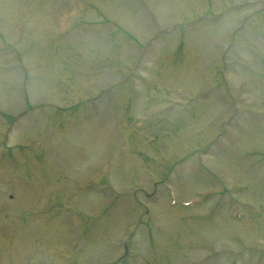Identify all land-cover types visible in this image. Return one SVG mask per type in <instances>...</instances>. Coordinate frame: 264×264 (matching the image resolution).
Returning <instances> with one entry per match:
<instances>
[{
  "label": "rangeland",
  "instance_id": "obj_1",
  "mask_svg": "<svg viewBox=\"0 0 264 264\" xmlns=\"http://www.w3.org/2000/svg\"><path fill=\"white\" fill-rule=\"evenodd\" d=\"M79 1L80 17L69 19L71 33L57 41L59 22L77 8L74 1L0 0V264L200 262L202 250H190L191 244L211 252L197 264H264V115L254 119L244 112H264L263 4L207 23L213 11L235 0ZM253 12L239 33L228 31ZM12 15L25 28L16 44L21 55H9L19 60L2 54L15 38ZM97 22L114 27L113 49L108 38L100 43L110 35L107 28L98 36L87 33ZM218 49L229 64L222 84L215 75L222 70ZM133 50L139 53L136 74L122 85L110 74L133 68L132 60L123 61ZM21 60L31 71L27 105L18 88L23 74L15 68ZM216 84L214 93L226 92L233 107L212 97L198 107L184 100ZM145 99H153L149 107L171 99L164 107L172 111L197 109L184 115V123L169 114L152 118L146 130L121 131L118 119L134 120ZM76 102L81 105L71 107ZM148 137L155 141L145 143ZM121 140L129 144L126 154ZM107 160L110 172L101 181L109 187L73 195L76 180L88 179ZM210 180L240 202L242 221L231 220L225 202L218 215L206 216L203 208L169 205L166 184L186 199L209 192ZM140 202L151 204L149 215ZM43 203L52 204L45 209ZM61 205L74 212L59 213ZM253 207L260 216L249 213ZM203 216L198 225L188 222ZM130 226L136 234L126 251L119 245ZM229 248L242 250L238 260L227 262L215 251Z\"/></svg>",
  "mask_w": 264,
  "mask_h": 264
}]
</instances>
